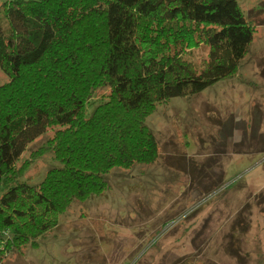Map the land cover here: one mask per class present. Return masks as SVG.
Here are the masks:
<instances>
[{"label":"trees","instance_id":"16d2710c","mask_svg":"<svg viewBox=\"0 0 264 264\" xmlns=\"http://www.w3.org/2000/svg\"><path fill=\"white\" fill-rule=\"evenodd\" d=\"M253 36L238 0H4L0 262L13 248L37 247L75 199L103 193L113 168L156 161L146 117L234 74ZM195 38L209 47L200 70L178 53ZM100 87L108 93L87 116ZM50 128L31 158L52 150L61 166L37 186L20 181L31 162L18 166L21 155Z\"/></svg>","mask_w":264,"mask_h":264},{"label":"rangeland","instance_id":"374dc122","mask_svg":"<svg viewBox=\"0 0 264 264\" xmlns=\"http://www.w3.org/2000/svg\"><path fill=\"white\" fill-rule=\"evenodd\" d=\"M238 2L254 28L246 55L231 76L156 105L145 124L158 159L113 168L103 193L75 199L37 247L0 264H264V0ZM208 52L195 38L178 53L200 70ZM108 90L93 91L87 116ZM54 131L21 155L18 166L31 162L20 181L37 186L61 166L52 150L31 158Z\"/></svg>","mask_w":264,"mask_h":264}]
</instances>
